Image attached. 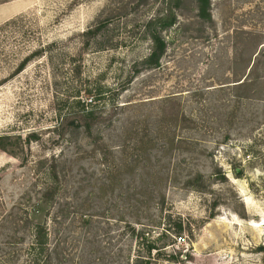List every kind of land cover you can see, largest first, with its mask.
<instances>
[{"label":"rangeland","instance_id":"obj_1","mask_svg":"<svg viewBox=\"0 0 264 264\" xmlns=\"http://www.w3.org/2000/svg\"><path fill=\"white\" fill-rule=\"evenodd\" d=\"M208 8L0 0V264L34 224L74 264H264V0Z\"/></svg>","mask_w":264,"mask_h":264},{"label":"trees","instance_id":"obj_2","mask_svg":"<svg viewBox=\"0 0 264 264\" xmlns=\"http://www.w3.org/2000/svg\"><path fill=\"white\" fill-rule=\"evenodd\" d=\"M196 6H197V17L200 19H208V7H209V0H196ZM161 25L163 27L167 25H171L172 18L168 20L160 18ZM151 40H152V50L146 59V63L148 65L150 64H156L158 63L160 57L164 53L166 49V42L163 37H161L157 33L151 34ZM84 108L82 109V111ZM82 114V113H81ZM75 119H77V116H74ZM34 137V132L29 133V136L27 137V141L30 142L29 137ZM17 139L21 140L20 136L17 137ZM26 140V139H24ZM0 148L4 150V148L0 145ZM11 155L16 156L17 153L14 152V150H8ZM50 174V173H49ZM26 213V212H25ZM28 220V219H27ZM80 222H82L80 220ZM83 223V222H82ZM32 236L30 239V242L26 245V248H19V260L20 264H52V259L56 260L57 264H74L72 261H68V257L66 253H63L59 250H54V256H51V253H48L47 249V231L45 226L34 224L32 225ZM11 246H14V244H18V242H11ZM23 256L25 258H23ZM78 258L83 259L84 257L78 256ZM98 259V258H97ZM83 263V260H82ZM78 264V262H76ZM83 264H92V262H84ZM111 264H116L114 260ZM123 264V263H122ZM125 264H151L150 260H144L142 258H139V256H136L135 259H132V262L130 263L128 260L125 262Z\"/></svg>","mask_w":264,"mask_h":264}]
</instances>
